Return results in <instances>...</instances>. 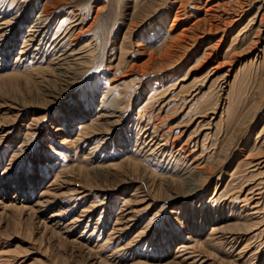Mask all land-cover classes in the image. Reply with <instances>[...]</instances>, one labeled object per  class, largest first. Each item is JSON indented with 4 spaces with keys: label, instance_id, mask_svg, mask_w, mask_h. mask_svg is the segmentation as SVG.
I'll use <instances>...</instances> for the list:
<instances>
[{
    "label": "rangeland",
    "instance_id": "374dc122",
    "mask_svg": "<svg viewBox=\"0 0 264 264\" xmlns=\"http://www.w3.org/2000/svg\"><path fill=\"white\" fill-rule=\"evenodd\" d=\"M0 264H264V0H0Z\"/></svg>",
    "mask_w": 264,
    "mask_h": 264
},
{
    "label": "bare ground",
    "instance_id": "6f19581e",
    "mask_svg": "<svg viewBox=\"0 0 264 264\" xmlns=\"http://www.w3.org/2000/svg\"><path fill=\"white\" fill-rule=\"evenodd\" d=\"M48 7H50V6L46 4V7H44L43 10H42L43 14H46V13H47V10H46V9H47ZM43 16H44V15H43ZM40 19H41V18H40ZM35 27H36V26H35ZM73 27H74V26H73ZM32 31H33V33H36V32L38 31V29H37V30L34 29V30H32ZM31 35L33 36V34H31ZM32 36H31V37H32ZM30 40H32V39H28L27 41H30ZM71 41H72V42H75V41H76V38H75V37L72 38ZM73 45H74V44H73ZM71 51H73V50H71ZM77 54H78V53H77ZM79 55H80V54H79ZM69 56H70V55H69ZM77 56H78V55H77ZM74 57H75V56H74Z\"/></svg>",
    "mask_w": 264,
    "mask_h": 264
}]
</instances>
